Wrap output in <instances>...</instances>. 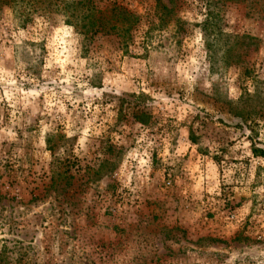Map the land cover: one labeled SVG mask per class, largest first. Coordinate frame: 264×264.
<instances>
[{"label": "rangeland", "instance_id": "1", "mask_svg": "<svg viewBox=\"0 0 264 264\" xmlns=\"http://www.w3.org/2000/svg\"><path fill=\"white\" fill-rule=\"evenodd\" d=\"M110 1L128 45L0 13V264H264V0Z\"/></svg>", "mask_w": 264, "mask_h": 264}, {"label": "trees", "instance_id": "2", "mask_svg": "<svg viewBox=\"0 0 264 264\" xmlns=\"http://www.w3.org/2000/svg\"><path fill=\"white\" fill-rule=\"evenodd\" d=\"M56 1L58 0H0V13L8 8L18 19L27 24L38 13L43 16L52 14V9L48 7L55 6L56 12L63 13L69 25L74 26L85 41L115 35L123 45H128L133 40V32L142 21V15L138 12L110 0H60L63 2L62 5ZM168 1L170 5L164 0H154V19L165 22L171 14H174L172 21L175 24H182V18L176 16L179 0ZM238 1L246 2L247 0ZM45 2L47 6L42 8ZM134 117L137 121L146 124L151 114L145 110H139L135 112ZM253 151L256 155L264 156V150L256 146L253 147Z\"/></svg>", "mask_w": 264, "mask_h": 264}]
</instances>
